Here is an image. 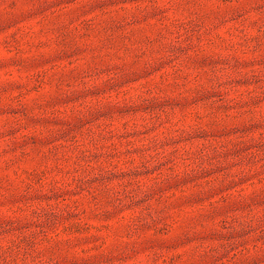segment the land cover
<instances>
[{
    "label": "rangeland",
    "instance_id": "rangeland-1",
    "mask_svg": "<svg viewBox=\"0 0 264 264\" xmlns=\"http://www.w3.org/2000/svg\"><path fill=\"white\" fill-rule=\"evenodd\" d=\"M0 264H264V0H0Z\"/></svg>",
    "mask_w": 264,
    "mask_h": 264
}]
</instances>
